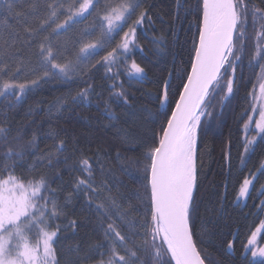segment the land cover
<instances>
[{"label": "snow or ice", "instance_id": "6c2138e0", "mask_svg": "<svg viewBox=\"0 0 264 264\" xmlns=\"http://www.w3.org/2000/svg\"><path fill=\"white\" fill-rule=\"evenodd\" d=\"M260 4L264 5V0H260ZM0 10L8 14L7 17L0 15V24L4 25L11 18L21 26H26L41 10L49 14L44 23L34 28L25 27L29 46L35 43L36 62L40 70L38 79L31 81L32 85H38L40 80L53 77L70 82L73 76L82 71V63L114 42L129 21H133L132 26L123 33L120 42L102 57L103 66L111 72L116 63L117 49L121 55H125L129 53L130 45L138 48L135 44L136 27L143 25L145 20L151 23L148 11L142 10V0H79L77 5H71L67 9H64L60 0L45 4L26 0V6L18 4L17 0H0ZM58 11L60 15H67L63 23H56ZM93 14L99 20L100 34L104 39L97 43H84L83 37L94 33L93 29H84L76 40L80 47L75 51L73 59L70 49L58 38L71 24L83 22ZM249 24L254 35L251 37L252 52L248 65L259 69V95H256L253 87L252 102L246 110L252 115L246 116L243 129L246 132L250 128L253 131L258 130L257 135L264 142V7L257 6L255 0H202L198 40L195 43L190 72L181 78L178 99L173 101L170 96L169 80L161 81V88L155 96L160 109H164L160 112L164 121L158 141L150 146L145 145L150 219L144 224L132 216V211L138 209L122 210L111 197L101 203L95 202L93 197L99 199L100 189L108 185L103 179L99 184L96 183L87 158H82L79 162L78 170L84 173V177L75 179L71 192L60 203L57 190L51 186L56 181L62 182L60 173L50 178L38 171L44 164L49 168L53 167L54 160L59 162L58 157L51 152L43 156L37 155L33 151L37 139L34 134L29 141L18 136L10 141V130L0 127V145L4 148L0 152V264H61L63 257H58L57 246L60 244L59 234L62 229L57 221L66 215L65 208L72 195L81 193L84 194L87 207L97 214L99 226L108 241L110 255L107 261L102 260L100 264H161L162 256L170 257L167 264H172L173 261L174 264H205V259L201 257L196 245V241L201 239L196 215V146L203 124L211 121L217 110L222 113L226 103L235 94L237 68L241 66L248 48L249 37L246 33ZM153 43L160 48L158 55L163 54L166 47L163 37ZM3 63L0 60V65ZM19 72L20 69H17V74ZM9 73L8 68L0 69V98L7 100L11 97L19 102L28 85L16 83L14 78L5 79L9 77ZM135 76L144 78L145 68L133 61L129 77ZM168 76L171 77L172 73H168ZM120 87L122 89L123 86ZM91 91L89 85L72 97L73 102L87 101ZM112 102L131 107L128 94L122 90L112 92ZM58 107L59 104L53 105L49 111ZM105 114L110 119H117L108 102H105ZM253 116H258V119L254 120ZM255 144V136L246 140L244 153H248L249 145ZM55 147L58 152L64 150L62 141ZM26 153L35 158L30 166L16 162L23 161ZM8 161L14 162L9 164ZM240 163H245L243 156ZM18 167L27 168L30 175H16L15 170ZM257 172L264 175V163L252 174L251 179L243 180L237 198L250 195L249 188L257 179ZM261 194L264 195V186L261 187ZM258 207L264 213V201H260ZM104 221L109 222L105 225ZM69 223L75 228V220ZM63 231H67V227ZM262 232L264 220L249 234L243 248L246 257L250 254L253 258H264V246L258 240V234ZM137 238L141 239V243H137ZM103 246L105 245L98 247ZM228 247L232 248V244L229 243ZM120 250H123V254ZM69 251L78 252L79 248H71ZM67 264L76 262L69 260ZM249 264L257 262L253 259ZM259 264H264V260Z\"/></svg>", "mask_w": 264, "mask_h": 264}, {"label": "trees", "instance_id": "16d2710c", "mask_svg": "<svg viewBox=\"0 0 264 264\" xmlns=\"http://www.w3.org/2000/svg\"><path fill=\"white\" fill-rule=\"evenodd\" d=\"M17 2L26 6V0ZM32 2L45 4L43 0ZM78 2L79 0H71L72 5H77ZM255 3L264 7L260 0H255ZM143 9L148 11L151 23L145 20L143 25L136 27L135 44L138 48L130 45V51L125 55H121L117 49L116 63L111 72L103 66L102 57L120 42L133 21H129L114 42L82 63V71L73 76L70 82L53 77L40 80L38 85L29 84L19 102L11 97L7 100L0 98V127L10 130L9 140L18 136L29 141L34 134L37 139L33 151L37 155L43 156L51 152L58 157L59 162L54 160L53 167L49 168L44 164L38 171L50 178L60 173L62 182L56 181L51 185L57 190L60 203L71 192L75 179L84 177V173L78 170L79 162L82 158H87L96 183L99 184L103 179L108 185L100 189L99 199L93 197L95 202L101 203L111 197L122 210L138 209L132 211V216L141 224L150 219L145 145L150 146L158 141L164 121V117L160 115L164 109H160L155 96L161 88V81L168 80V73L171 72L170 96L173 101L178 99L181 78L190 72L198 40L202 0H142ZM0 15L8 16L3 10ZM48 15L47 11L41 10L26 26H21L11 18H8L7 25L0 24V36H3L0 55L12 58L14 53H19L15 58L18 68L28 71L35 69L30 64L37 61L36 46L34 42L29 46L25 27L34 28L44 23ZM57 17L56 23H63L67 19V15H60L59 11ZM98 23L99 20L93 14L83 22L71 24L68 30L77 24L78 27L90 28ZM246 35L249 37L248 48L241 66L237 68L235 94L226 103L222 113L217 110L219 114L214 113V118L203 124L196 146V215L201 237L196 245L206 264H249L254 258L250 254L246 257L244 245L250 232L255 231L259 222L264 220V213L258 207L259 202L264 201V195L261 194L264 175L257 172V179L249 190L250 195L244 200L237 198L243 180L251 179L252 174L264 163V142L260 141L258 130L250 128L246 132L243 129L246 116L252 115L246 110L252 102L253 87L256 95H259V69L248 65L252 52L251 37L254 35L250 24ZM161 37L166 47L164 53L158 55L160 48L153 41ZM133 61L145 68L144 78L129 77ZM15 70H11L9 77L5 78H15ZM39 75L40 73L34 77L38 79ZM25 82L27 79L23 78L21 83ZM89 85L92 91L88 100L74 103L72 97ZM113 85L115 87H111ZM120 85L123 86L122 89ZM121 90L128 94L131 107L112 102V92ZM105 102H108L117 119H110L105 114ZM56 104L59 107L52 108L50 112V107ZM253 119H258V116H253ZM253 136L256 137V144L249 145L248 153H244L245 141ZM61 141L64 150L58 152L55 146ZM2 151L4 148L0 145V152ZM242 156L244 164L240 163ZM34 159L26 153L23 161L16 162L30 166ZM15 174L30 175L27 168L19 167ZM65 213L57 221L62 229L59 234L60 244L57 246L58 257H63L61 264H67L69 260L76 264H100L102 260L107 261L110 255L108 241L99 226L97 214L87 207L83 193L72 195ZM71 220L76 221L75 228L70 225ZM108 222L104 221L105 225ZM116 223L119 224V221ZM65 227L67 231H63ZM119 230L123 231L122 228ZM148 230H151L150 224ZM261 237H264V232L258 234V240L264 246V239ZM137 243H141L140 238H137ZM159 243L157 239V244ZM229 243L232 248L228 247ZM99 245L105 246L98 247ZM76 247L79 248L78 252L69 251ZM120 251L123 254V250ZM168 260L169 256H162L161 264H167ZM255 260L257 264L261 261Z\"/></svg>", "mask_w": 264, "mask_h": 264}, {"label": "rangeland", "instance_id": "374dc122", "mask_svg": "<svg viewBox=\"0 0 264 264\" xmlns=\"http://www.w3.org/2000/svg\"><path fill=\"white\" fill-rule=\"evenodd\" d=\"M43 1H44V3H46L45 1H47L48 3L58 2V0H43ZM60 2H63L64 8H69L72 5L71 0H60ZM78 25L79 24H77L73 29L68 30L65 35H61L58 38L61 43L66 44V46L70 49V55L73 59L75 58V51L78 50V48L80 47V45L76 43V40H77V38L80 37V35L84 31V29H86L84 27H78ZM89 29H93L94 33L91 36H84L83 37L84 43H97L98 41H102L104 39L100 34L99 23L97 25H93ZM2 37L3 36H0V43H1V40L3 39ZM19 55H20L19 53L18 54L14 53V55H13L14 57L12 56V58L0 55V60H3V62H4L2 65H0V69L8 68V69H10V72H11V70L16 69L14 71L15 82L21 83V81L24 78V79H27V82H25L24 84L29 85V84H31L32 80L37 79L34 76L39 74L40 70L37 66V62L30 64V65H33V68L35 67V71H34V69L28 71L27 69H24L21 67L18 68L17 62H15V58L18 57ZM25 67H26V65H25ZM17 69H20L19 74H17ZM250 188H251V186H250ZM250 188H249V190H250ZM238 199L244 200V199H246V197H239ZM254 259L264 260V258H260V257H256Z\"/></svg>", "mask_w": 264, "mask_h": 264}, {"label": "water", "instance_id": "95a60500", "mask_svg": "<svg viewBox=\"0 0 264 264\" xmlns=\"http://www.w3.org/2000/svg\"><path fill=\"white\" fill-rule=\"evenodd\" d=\"M170 79H171V77H169V79H168V80H169V82H170ZM158 240H159V239H158ZM201 257H202V256H201ZM173 262H174V261H173ZM205 264H206V263H205Z\"/></svg>", "mask_w": 264, "mask_h": 264}]
</instances>
